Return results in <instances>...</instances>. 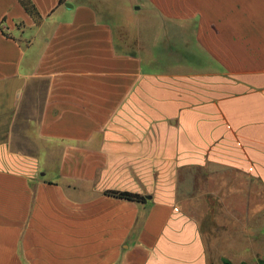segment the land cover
<instances>
[{
	"label": "crops",
	"instance_id": "1",
	"mask_svg": "<svg viewBox=\"0 0 264 264\" xmlns=\"http://www.w3.org/2000/svg\"><path fill=\"white\" fill-rule=\"evenodd\" d=\"M31 2L0 0V264H264V0Z\"/></svg>",
	"mask_w": 264,
	"mask_h": 264
},
{
	"label": "trees",
	"instance_id": "2",
	"mask_svg": "<svg viewBox=\"0 0 264 264\" xmlns=\"http://www.w3.org/2000/svg\"><path fill=\"white\" fill-rule=\"evenodd\" d=\"M21 4L24 6L26 11L36 20L39 19V14L37 12V9L31 2V0H19ZM107 195L113 196L119 199H124V200H129L133 202H138V203H145L146 198L142 195L135 194V193H129V192H120V191H109L107 192ZM226 264H230L227 260H225Z\"/></svg>",
	"mask_w": 264,
	"mask_h": 264
},
{
	"label": "rangeland",
	"instance_id": "3",
	"mask_svg": "<svg viewBox=\"0 0 264 264\" xmlns=\"http://www.w3.org/2000/svg\"><path fill=\"white\" fill-rule=\"evenodd\" d=\"M192 186H193V185H192V181H191L189 184L186 185V188H191V189H192ZM190 196H191V195H190Z\"/></svg>",
	"mask_w": 264,
	"mask_h": 264
}]
</instances>
